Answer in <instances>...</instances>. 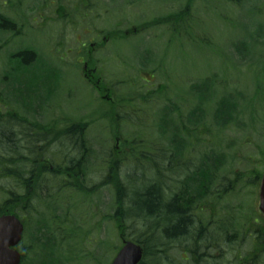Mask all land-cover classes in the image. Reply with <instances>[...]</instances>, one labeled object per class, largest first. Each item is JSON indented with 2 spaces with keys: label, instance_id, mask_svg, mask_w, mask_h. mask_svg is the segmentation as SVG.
<instances>
[{
  "label": "rangeland",
  "instance_id": "1",
  "mask_svg": "<svg viewBox=\"0 0 264 264\" xmlns=\"http://www.w3.org/2000/svg\"><path fill=\"white\" fill-rule=\"evenodd\" d=\"M185 4L186 0H145L144 3H134L133 0H0V23H17V32L20 33L24 30L22 25L31 29L25 30L19 39H13L14 34L0 29V32L7 33H0V111L5 116L3 121H7V135L13 132L12 139L16 140L15 144H7L6 149L0 147L1 154L7 156V152L11 153L9 148L17 149L19 158L30 157L39 162L37 169L48 167L47 159L63 158L70 152L69 146L66 147L67 142L62 140V145H48L44 151L30 155V149L37 145L33 136L39 132L30 130L31 127L38 129L53 125L52 132H60L65 125L63 122L83 120L90 123L86 145L95 151V155L85 158L89 161L91 157V162L83 177L78 170L67 172L71 176L77 174L76 180L73 177L61 178L60 175H67L63 171L51 175L48 170V173L39 175V186L32 187L30 193L29 209L20 211L28 222L22 245L27 251L24 264L111 263L121 240L112 220L117 211L116 193L110 184H104L108 165L112 160L120 167L119 175L121 173L127 191L125 210L132 203L134 191H143L145 186L159 181L157 171L167 178L162 184L171 185L174 190L178 188L176 181L181 177V170L178 173L168 171L169 143L160 135L158 125L165 121L162 125L167 126L170 132L177 130V125L171 121V127L167 122L169 110L162 108L169 103L183 101L185 105L180 104L181 114L174 118L181 117L188 126L186 117L190 111L186 105L195 98L186 87L190 81L213 79L216 80L214 86L221 91L225 89L219 81H227L225 91L242 93L248 101L255 95L257 85L264 94V0H245L243 7L240 5L234 10L226 0H196L188 23L180 24L176 34L171 28L161 26L135 32L126 39L110 40L106 47L99 49L95 58L104 83L111 89L113 105L103 102L83 80V64L78 62L84 54L83 45L100 42L96 36L101 38L110 32L124 33L140 27L146 21L179 11ZM255 38L259 40L258 45ZM8 40L11 42L6 45ZM252 40L255 53H250L245 61L237 53L236 46ZM20 49L36 53L41 60L26 71L19 69L18 74L9 72L7 75L9 57L18 54L15 51ZM150 52L158 65L152 62L142 64L141 58L135 60L137 55L148 58ZM46 66L57 88L51 103L42 106L41 115L32 117L20 104L32 106L37 100L16 102L18 97L15 93L17 86L32 85L33 77L42 75ZM158 66L160 70L157 72ZM179 87L181 91L174 97ZM32 90H29L31 94L36 90L35 85H32ZM215 97L212 96L214 102L210 109L204 108L208 128L205 125L196 129L198 138L185 141L187 151L183 163L190 164L182 169L185 175L187 168L194 171L203 158L212 153L225 158L214 179L210 197L198 203L193 212L194 236L198 229L208 224L209 218L214 217L213 224L209 225L214 227L213 235L207 236L209 239L204 243L210 247L206 250L207 255L216 257L217 261L208 257L203 264H240L238 257L252 250L254 229L262 224H246L245 220L248 214L253 213L263 217L259 212L260 181L253 185L248 182L258 173H264V104L254 103L259 121L242 114L240 122L243 126L219 131L211 119L216 108ZM240 101L241 107L246 106V102ZM14 110L22 120L21 125L8 124L7 113ZM109 114H116V120L105 119ZM24 121L27 125H23ZM208 130L209 133L206 132ZM114 134L118 135V143ZM162 154H165L164 160L160 158ZM75 158L72 153L71 159ZM56 161L60 164L58 159ZM25 163L27 170L29 164L26 160ZM67 180L75 187L60 189L68 183ZM233 184L234 192L217 198L216 192ZM14 187L16 182L11 178L0 179V203L6 199V190ZM163 189L167 190L166 185ZM227 220L238 231L233 240H229L230 235L226 237L221 233L224 229L230 231L228 223H225ZM123 224L128 238L133 240L149 239L146 229L151 224L155 226L154 221L129 218L128 215ZM233 230L231 227V234ZM41 234L48 238L49 246L41 248L31 237H42ZM191 237L188 235L184 240L169 244V259L166 257L165 264H185L181 250L189 247ZM213 238L220 243L218 252H215ZM147 243L151 245V239ZM29 246H32L31 251Z\"/></svg>",
  "mask_w": 264,
  "mask_h": 264
},
{
  "label": "trees",
  "instance_id": "2",
  "mask_svg": "<svg viewBox=\"0 0 264 264\" xmlns=\"http://www.w3.org/2000/svg\"><path fill=\"white\" fill-rule=\"evenodd\" d=\"M133 1L134 3L145 2V0ZM195 1L196 0H186L185 6L182 7L179 11L154 18L148 22L146 21L144 22L145 24L141 25L140 27L137 26L136 28L138 31H144L161 26H167L173 30L174 34H176L180 24L188 23ZM244 1L245 0H226V4H231L232 9L234 10L240 5L241 7H243L242 3ZM4 22V26H2L1 29L4 28V30H7L10 33L14 34L15 36H12V38H17L19 35L16 30L18 27L17 23H13L10 21ZM246 29L248 30V25L246 26ZM113 33L114 32H111L110 35H113ZM115 37H118V39H125L123 38V35L121 33H118V35ZM10 42L11 40H8L6 45H9ZM255 42L257 45L259 44V40L256 38ZM253 47L254 41L252 40V42H246L241 45L237 44L236 51L240 55V57L246 61L248 56L251 55L250 53H255ZM116 55H118V53H116ZM139 58L142 59V64L151 62L157 64L156 58L151 54V52L149 53L148 58H143L142 55L135 56V60ZM9 59L10 69L7 72V75L9 72L18 74L20 71L19 69L26 71L32 64H34L35 62H40L41 60V58L36 53L29 51H25L21 54H13L9 57ZM43 72L44 73L42 75L33 77L32 85L36 86V90L33 94L29 92V90L31 92L33 91L32 85L25 86L24 88H20L19 86H17V90L15 93L18 97V101L16 102H19L21 99H25L27 101L37 100L36 103H32V106L26 105L24 103L20 104V106L23 105V110H28L29 114H31L32 117L35 116L37 118L39 115H41L42 106H46L51 103V97L54 95L57 88L55 84L53 85V76L47 66L44 67ZM198 81L192 80L188 85H186L187 90L191 91L192 95L195 97L191 104L186 105L188 106L190 111L188 117H186L188 126L184 124V121H182L181 117H177V119L174 118L178 113L181 114L180 104L183 103V105H185L183 101H181L180 104L179 102L175 101L174 103H169L167 106L162 108H166V110H169L167 112V114L169 115V117H167L169 118L167 122L170 124V126L172 122L177 125V130H171L173 134L170 132L167 126L162 125V123L165 121H162V123L159 122L158 125L161 130V136L167 139L169 143L170 156L168 157V171L178 173L181 170V177H179V179L176 181L179 183L177 189L174 190V187L172 188L171 185L162 184L161 182L163 181V179L167 178L161 176V172L157 171L159 181L154 184H150L149 186L144 185L147 188L144 187L143 191L142 189H137L136 191H134L132 203L129 208L125 210L124 202H126L127 191L122 180L121 173L119 175L120 167L112 160L108 165V176L104 180V184H106V182L110 184V186L113 187L116 193L117 211L114 214V218L117 219L118 225H124L123 222H125L126 215H128L129 218L139 217L145 221L155 222L154 227H152L151 224L146 229V233L148 234L149 239H151V245H148L147 243L149 239H136L137 242L141 244L145 250L144 258L141 264H165V260L167 261V258L169 259L167 255L169 244H171V242L175 240H184L186 237H188V235L192 236L190 242L191 245L188 244L189 247L183 250H186V252H188L192 264H203L207 261L209 255H207L206 250H209L210 247L206 245L204 241L206 239H209L207 238V236L213 235L212 230L214 227L213 225L209 227V225H211L210 223L213 224L214 217L209 218L208 224L205 227L198 229L196 236H194L195 232L191 233V229L194 230L196 226L194 222L193 212L196 209L198 203H200L201 201L203 202L205 199H208L210 197V194L212 193L211 187L213 185L214 179L217 177L219 170L223 166L225 158L222 156L214 155L213 153L207 155L201 161L200 166L197 167L194 171H190V169L187 168L188 173L185 175L182 168L189 166L190 164L188 163L187 165L183 163V157L184 154H186L185 150L187 151V147H185V141L188 139H190V141H193L198 138L196 129L202 128L206 125L205 121L207 113L205 112L206 109L204 108H209L210 104L214 102V100H212V96L214 95L216 96V108L215 111L211 114V119L212 124L218 127L219 131L230 129L233 126H236L238 128L240 126H243V124L240 122V115L242 114L249 115L250 119L253 121L258 120L256 118L258 116V109L254 105V103L262 102L264 104V94H262L263 89L259 87V85H257L256 87L255 95L248 101V98L244 97L242 93H228V91H225L226 85L228 84L227 81H219V83L222 84L223 89H225L222 91L214 86L216 80L207 78L206 80H202L200 82ZM179 91H181V87H179V89H176L174 97H176ZM240 99L247 103L246 106L241 107ZM7 116L8 119H10V121H8V124L13 123L16 125H21L22 120L16 110L7 113ZM116 117V114H109V116H106L105 119L109 118V120L115 121ZM175 120H178L179 123L177 124ZM23 125H27V122L24 121ZM55 125L58 126V122H56ZM87 126L88 124L84 122H73L68 125L65 124L64 128H62L60 132H52L51 128H54L53 125H48L47 127H38V129H36L35 127H31L30 130L39 132L36 133L35 136H33V139L37 142V145L31 148L32 150H30V155L36 152L44 151L48 145L56 143H60L62 145V140H65L67 141V146L65 145L66 147L69 146L68 144H71V147L74 146V149L80 151L81 159L80 161L71 159L69 160V165L67 166H60L59 163L57 164L56 162L55 166H58V169H60L59 172L63 171L64 174H67V172H75L79 170V168L83 166L84 160L82 161V159H85L89 153L88 146L82 140L85 137L84 135L86 134ZM206 132L209 133V130ZM9 133L11 135H7V131L5 133L6 144H15L16 140L12 139L13 132ZM9 149L11 150V153L8 154L7 152L4 168L2 167L0 159V179L11 178L16 182V187L8 189L4 193L6 195V200L0 203V215L17 213V208L19 207L20 203L28 201L30 196L29 191L23 196L20 194L21 188L19 179L20 176L24 174V172H27V170H25V160L28 164H30L31 158H19L17 149ZM160 158L161 160H164L166 158L165 154L160 155ZM33 161L37 162L35 159H33ZM37 165L38 163H36V167ZM165 167L168 168V166ZM46 170V168H42L41 166L40 169H37V173L41 175ZM54 170V173L56 174L58 170ZM261 176L262 173H258L255 177H253V179H251V181L248 182V184H257L260 181ZM60 177L66 178L65 176L61 175ZM40 178L41 177L39 176V180ZM164 185H166L167 190L163 189ZM71 187H75V185L72 186L71 183L68 182L60 189H71ZM27 188H23V191H25ZM232 192H234V184L225 186L224 190L222 188L221 192L219 191L215 194L218 198L221 196H226L225 194ZM165 193L167 194L165 195ZM259 222H262V224L260 226H257L258 229H254V237H251L253 239V248L248 254L238 257L240 264H264V219L261 216L257 217V215H254V213L248 214L246 216V224H257ZM225 223H228L227 227H230V231L227 232V230L224 229V231L221 233L223 235H227L226 237L230 235L229 240L235 239L238 235L237 228L234 224L229 225L232 223H230L229 220H227ZM215 224H217V222ZM231 227L234 228L233 234H231ZM32 238L36 242H38L39 245H41V248L45 245L47 246V244L48 246L50 245L48 238L44 235H42V237L32 236ZM212 242L215 245V251L218 252L220 248V243H218L219 241L217 240V238H213ZM24 258H26L25 255ZM209 258L211 260L217 261L216 257Z\"/></svg>",
  "mask_w": 264,
  "mask_h": 264
},
{
  "label": "flooded vegetation",
  "instance_id": "3",
  "mask_svg": "<svg viewBox=\"0 0 264 264\" xmlns=\"http://www.w3.org/2000/svg\"><path fill=\"white\" fill-rule=\"evenodd\" d=\"M87 1V0H86ZM7 2L4 3V5H6ZM16 6V5H15ZM49 21V20H48ZM3 23H0V29H1V25ZM3 30V29H2ZM25 30H28V31H31V29L28 28V26H24V30L23 32L21 33V36H24V32ZM2 33V35H7L6 32H0ZM99 39L101 40L100 42L96 41L95 43H89L88 46L86 45H83L82 47V50L84 52V54L82 55V61H84V67L87 66L85 68V72H83V77L85 79V81L89 84V85H92L100 94L101 92L104 91L103 89V86L101 87V83H102V80L101 78H99V75H98V68L96 69L95 67L93 68H89V65L91 63V61L93 63H97L98 62V59L95 58V55L97 54V52H99L100 48H104L106 47V43L110 42V40H112V38H110L109 36H103V37H99ZM26 50H23V49H20L18 54H21L23 52H25ZM86 58L88 59V62H86ZM99 94V95H100ZM103 97V96H101ZM110 98H107V100H109ZM181 103V102H179ZM3 118H5V116H2L1 115V111H0V147H2V150L3 149H6V141H5V133H6V126H5V119L3 121ZM65 123V122H63ZM85 137L82 139L83 142L85 144H87L89 142V139L87 137V134L84 135ZM87 139V140H86ZM88 141V142H87ZM69 145V151L70 152H67V154H65V156L63 158H61L60 156H55V159L59 158L58 160H60V166H67L69 165V160H71V155L72 153H74L76 155V158L74 160H79L80 161V151L77 150V149H74V146L71 147V144H68ZM32 150V149H30ZM89 153L88 155H95V151L93 149H89ZM79 157V159H77ZM91 157L88 160H85V159H82L83 161V164L86 165V168H84V166H82L81 168H79V173H81V177L85 176L86 174V170L87 168H90L88 165L89 163L91 162ZM5 154H1L0 152V159H1V164H2V167L4 168V165H5ZM55 159H47V165L48 167H45V166H42V168H46L47 170L45 171L46 173H48V170L50 171L51 175H55L54 173V169L58 170L57 172H59L60 169H58V166H55ZM44 161V160H42ZM36 163H38L39 165V162H35L33 161V159H30V164L28 165V168H27V172L24 173L23 175L20 176V179H19V184H20V188H21V192L20 194L23 196L25 195V193H27L29 191V195L32 191V187L35 188L37 186H39V174L37 173V168H36ZM0 164V165H1ZM57 167V168H56ZM78 175L77 174H72V176L70 175V173H68L65 177H73L75 178V180L79 177H77ZM70 179V178H69ZM67 182H69L67 180ZM82 182V180H81ZM88 183V181L86 182ZM85 183V184H86ZM29 187V188H27ZM23 188H27L25 191H23ZM31 197V196H30ZM20 206H21V209L23 210H26L27 208V203L26 202H22L20 203ZM195 230L191 229V233H194ZM191 245V243H190ZM21 254H22V250L21 248H19Z\"/></svg>",
  "mask_w": 264,
  "mask_h": 264
},
{
  "label": "water",
  "instance_id": "4",
  "mask_svg": "<svg viewBox=\"0 0 264 264\" xmlns=\"http://www.w3.org/2000/svg\"><path fill=\"white\" fill-rule=\"evenodd\" d=\"M259 210L264 216V176L260 186ZM24 226L15 215L0 217V264H20L21 255L15 249L23 238ZM123 247L112 264H140L144 256V248L124 237Z\"/></svg>",
  "mask_w": 264,
  "mask_h": 264
}]
</instances>
